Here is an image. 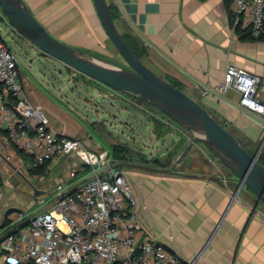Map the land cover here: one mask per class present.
Here are the masks:
<instances>
[{
    "label": "crops",
    "instance_id": "1",
    "mask_svg": "<svg viewBox=\"0 0 264 264\" xmlns=\"http://www.w3.org/2000/svg\"><path fill=\"white\" fill-rule=\"evenodd\" d=\"M24 1L37 20L67 46L126 66L101 22L94 0ZM107 1L118 12L120 31L145 50V63L164 78L182 84L191 97L255 153L264 140V120L240 108L237 92L230 91L226 97L216 92L229 65L264 74V40L243 38L244 31L235 27L230 0ZM19 66L24 96L46 112L53 131L81 140L91 152L108 151L115 158V147L104 150L94 141L87 126L91 122L81 119L67 99L60 100L49 78L41 81L29 77L23 69L30 68L20 62ZM71 77L77 79L74 72ZM94 84L104 99H110V95L132 103L131 97ZM93 122L99 125L100 121ZM151 123L155 126L152 153L133 149L118 166L126 173L137 199L145 237L160 243L184 263L264 264V202L258 204L257 197L248 188H240L239 180L230 172L229 185L220 176L215 177L218 168L206 157H192L191 149L196 144L182 157L191 143L186 147L187 141L180 133L178 140L158 147L175 132L156 126L158 121L153 118ZM167 159L170 161L165 164ZM90 173V167L71 154L50 164L45 175L64 184L68 191H75L91 178Z\"/></svg>",
    "mask_w": 264,
    "mask_h": 264
},
{
    "label": "built area",
    "instance_id": "2",
    "mask_svg": "<svg viewBox=\"0 0 264 264\" xmlns=\"http://www.w3.org/2000/svg\"><path fill=\"white\" fill-rule=\"evenodd\" d=\"M230 2L235 27L254 40H264V0ZM0 14L9 24L1 8ZM230 91L239 94L240 108L264 120V74L229 65L216 92L226 97ZM0 131L34 159L33 168L74 154L91 170V178L75 191L58 184L51 206L46 208L44 201L36 199L39 209L35 214L10 215L11 227L27 221L29 224L7 234L0 243V264H198L184 263L163 245L145 237L137 199L126 173L118 168L120 161L108 151L91 152L81 140L52 130L46 112L24 96L19 61L2 37ZM220 179L227 185L231 183L230 178Z\"/></svg>",
    "mask_w": 264,
    "mask_h": 264
},
{
    "label": "water",
    "instance_id": "3",
    "mask_svg": "<svg viewBox=\"0 0 264 264\" xmlns=\"http://www.w3.org/2000/svg\"><path fill=\"white\" fill-rule=\"evenodd\" d=\"M94 2L110 40L128 69L104 64L67 46L37 20L24 0H0V8L10 26L43 54L106 87L140 99L191 132L193 142L182 157L194 144H203L239 180L240 188H248L257 197L258 204L264 202V166L258 160L264 140L254 154L250 153L199 101L153 71L135 54L115 22L107 0ZM106 138L112 147L135 151L110 135ZM31 186L36 198L44 194L34 184ZM237 195L238 192L234 197ZM28 224L24 223L21 228Z\"/></svg>",
    "mask_w": 264,
    "mask_h": 264
},
{
    "label": "rangeland",
    "instance_id": "4",
    "mask_svg": "<svg viewBox=\"0 0 264 264\" xmlns=\"http://www.w3.org/2000/svg\"><path fill=\"white\" fill-rule=\"evenodd\" d=\"M12 31L6 20L0 17V35L22 66L26 65L31 70L26 71V69H23L24 74L33 78L37 77L41 81L49 78L55 84V89L58 91L57 95L61 96L60 100L67 99L68 105L81 119L91 122L87 125L90 136L102 149L109 151L113 149L106 138V135H110L132 149H136L146 155L151 154L155 145L153 133L155 126L151 123V118L158 121V123H155L156 126L168 127V133L175 132L172 136L165 138L166 140L161 142L158 147H162V144L168 145L171 141L178 140V137L180 138L178 133L182 135V139H186L188 143L185 144L186 147L193 142L194 135L191 132L181 128L169 118L146 105L138 103L135 100H132V103L127 101L128 103L126 102V104L123 103L120 97L113 99L110 95H108L110 99L107 97L104 99L100 96V90L96 89L97 87L94 83H97L103 90L110 89L111 93L116 91L78 72H75L77 79L72 78L71 72L74 71L68 70L66 66L50 58L48 55L38 54L35 48ZM95 59L120 69H128L127 65L115 62L109 63L98 58ZM88 80H92L93 83ZM115 94L129 97L127 94L118 91ZM96 119L100 121L99 125L94 124L95 122L93 121ZM229 131L231 132V130ZM191 150L194 154L192 155L193 158L206 157L218 168L215 177H230L229 170L225 166H222V163L203 144L197 143ZM9 153L12 154L10 155ZM97 153L100 154L99 151ZM250 153L254 154L253 152ZM13 154L17 155L20 161L18 158L12 156ZM139 155L142 156L141 154ZM5 156L11 157L7 159ZM169 161L167 159L164 163L167 164ZM0 163V177H2L3 182V188L0 193V238H2L6 233L4 224L7 213L10 210L15 211L16 214H35L39 209L36 199L44 201L46 208L51 206L57 197L55 188L58 183L56 180H50L51 176L49 175L42 177L31 175L29 172L32 168L31 162L23 159L19 154V149L11 145L2 135H0ZM233 177L236 178L235 176ZM29 182L34 184L39 190L44 191V194L36 198Z\"/></svg>",
    "mask_w": 264,
    "mask_h": 264
},
{
    "label": "trees",
    "instance_id": "5",
    "mask_svg": "<svg viewBox=\"0 0 264 264\" xmlns=\"http://www.w3.org/2000/svg\"><path fill=\"white\" fill-rule=\"evenodd\" d=\"M110 6V9H111V13H112V16L115 20L116 23H118V19H119V15H118V12L115 10V8L113 7L112 4H109ZM245 35L243 38H245L246 40L248 39H251V36L249 34H247L246 32H243ZM123 34V37L125 38V40L127 41L128 45L130 46V48L135 52V54L145 63L144 61V58H145V55H146V52L143 48H141L134 40H132V38L128 35V34H125V33H122ZM146 64V63H145ZM147 65V64H146ZM148 66V65H147ZM166 80H168L169 82H171L174 86H176L177 88L181 89V90H184V86L176 81H174L172 78H165ZM89 82H92V80H88ZM186 92V91H185ZM129 97H131V99L137 101L138 103H141L143 105H146L147 107L149 108H152L156 111H158L156 108L152 107L151 105L141 101L140 99H137V98H134L130 95H128ZM159 113H161L160 111H158ZM162 114V113H161ZM163 116H165L164 114H162ZM166 117V116H165ZM216 117V116H215ZM168 118V117H167ZM217 118V117H216ZM218 119V118H217ZM219 120V119H218ZM220 121V120H219ZM221 122V121H220ZM222 123V122H221ZM223 124V123H222ZM223 126H225L223 124ZM226 127V126H225ZM182 128V127H181ZM227 128V127H226ZM0 135L4 136V137H7L5 133H3L2 131H0ZM14 146V145H13ZM244 147V146H243ZM245 148V147H244ZM115 159L120 161V162H124L126 161V153L128 152L127 150L125 149H121V148H117L115 147ZM19 154L26 160H29L31 162V164L34 163V159L28 155H26L23 151H20L19 150ZM259 162L264 166V149L261 153V155L259 156L258 158ZM50 165V163H46L45 165L43 166H40V167H37V168H31L30 169V173L31 175L33 176H37V177H41V176H44L46 174V171L48 170V166ZM122 166V165H121ZM230 172V171H229ZM231 173V172H230ZM232 174V173H231ZM233 175V174H232ZM234 176V175H233ZM15 212L13 210L9 211L7 213V218H6V221H5V229L6 230V233L4 234V236L2 238H0V243L5 239L6 235L7 234H10V233H16V231L18 229H21L22 225L24 224H18L16 226H13L11 227V220H9V217L10 215ZM28 222V221H27ZM26 223V222H25ZM11 227V228H9Z\"/></svg>",
    "mask_w": 264,
    "mask_h": 264
},
{
    "label": "bare ground",
    "instance_id": "6",
    "mask_svg": "<svg viewBox=\"0 0 264 264\" xmlns=\"http://www.w3.org/2000/svg\"><path fill=\"white\" fill-rule=\"evenodd\" d=\"M100 62V61H99ZM103 63V62H102ZM105 64V63H104Z\"/></svg>",
    "mask_w": 264,
    "mask_h": 264
}]
</instances>
